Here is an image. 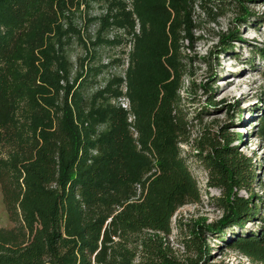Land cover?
I'll return each instance as SVG.
<instances>
[{"label":"trees","instance_id":"trees-1","mask_svg":"<svg viewBox=\"0 0 264 264\" xmlns=\"http://www.w3.org/2000/svg\"><path fill=\"white\" fill-rule=\"evenodd\" d=\"M190 2L0 0V196L12 224L0 228V264H206V246L195 259L179 261L160 242L175 211L199 199L178 149L185 122L176 93L183 71L177 30L182 26L181 37L190 41ZM92 3L103 12L91 16ZM240 12L242 20L250 15L243 5ZM232 38L235 33L221 40L224 48ZM73 44L84 56L71 76ZM118 46L126 55L122 74L137 140L126 113L110 102L122 74H111L99 88V76L121 60L89 64L97 49ZM86 84L95 86L88 96ZM221 130L222 145L210 141L199 158L208 186L222 191L221 215L213 223L194 222L190 245L205 233L224 242L225 230L257 218L254 230L228 245L264 264V202L250 190L254 169Z\"/></svg>","mask_w":264,"mask_h":264},{"label":"rangeland","instance_id":"rangeland-1","mask_svg":"<svg viewBox=\"0 0 264 264\" xmlns=\"http://www.w3.org/2000/svg\"><path fill=\"white\" fill-rule=\"evenodd\" d=\"M128 3L132 6L133 0ZM189 5L190 41L181 37L184 35L182 26L177 30V52L181 56L178 63L183 71L176 93L185 122L180 125L178 149L198 186L199 199L175 211L170 220V233L161 237L160 242L166 253L179 261L195 259L197 248L206 246L209 249L206 264H255L231 249L228 241L233 236L254 230L259 225L257 218L248 219L242 228L225 230L224 242L212 233H205L200 242L195 241L191 246L189 229L194 222L213 223L221 215L216 199L221 197L222 191L208 186L207 172L199 161L208 153L210 141L222 145L219 133L224 130L221 129L234 138L229 146L250 160L255 174L250 190L264 202V59L258 53V50H264V0H191ZM240 5L250 14L243 20ZM102 12L101 5L95 3L88 11L91 16ZM93 30L95 23L88 27L89 35ZM133 32L134 37H139V22ZM229 33H235L237 39L232 38L228 43L230 47L224 48L221 40ZM128 40L124 38L125 52L128 51ZM97 50L91 65L98 61L105 64L108 59L121 60L118 64L111 63L99 76L98 87L102 88L105 78L123 73L126 55L121 54L122 46ZM83 56L79 46L73 44L68 48L71 76L79 71V60ZM94 90V85L86 84L83 93L88 96ZM120 107H126L130 116V119H127L128 115L126 117L127 130L132 139L137 140L136 117L127 89L126 100ZM120 110L124 111L123 108ZM239 195L246 196L243 191H239ZM11 227L0 196V228Z\"/></svg>","mask_w":264,"mask_h":264},{"label":"built area","instance_id":"built-area-1","mask_svg":"<svg viewBox=\"0 0 264 264\" xmlns=\"http://www.w3.org/2000/svg\"><path fill=\"white\" fill-rule=\"evenodd\" d=\"M129 2V0H128ZM135 26H136V21H135ZM135 28V27H134ZM130 46L128 45V50H129ZM121 79H122V82L120 83L119 87H118V90H119V95L117 97V99H112L110 102L116 107L120 108V109H124V113H126V117L128 115V118L127 119H130V116H129V113H127L126 111V107H120L123 102H125L126 100V84H125V81H124V76L123 74L121 75Z\"/></svg>","mask_w":264,"mask_h":264}]
</instances>
